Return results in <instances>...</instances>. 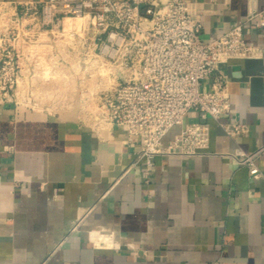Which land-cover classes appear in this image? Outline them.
Here are the masks:
<instances>
[{
    "label": "crops",
    "instance_id": "crops-1",
    "mask_svg": "<svg viewBox=\"0 0 264 264\" xmlns=\"http://www.w3.org/2000/svg\"><path fill=\"white\" fill-rule=\"evenodd\" d=\"M189 1L205 39L243 22L255 46L220 62L230 91L220 120L246 131L230 136L209 117L207 148L158 154L148 172L140 137L89 121L79 96L63 105L0 103V264H264V26L249 18L264 11V0ZM76 18L58 24L79 33ZM46 58L49 75L81 74L75 63L64 64L74 56ZM199 119L191 110L185 123ZM239 150L257 153L261 175L239 163Z\"/></svg>",
    "mask_w": 264,
    "mask_h": 264
},
{
    "label": "built area",
    "instance_id": "built-area-1",
    "mask_svg": "<svg viewBox=\"0 0 264 264\" xmlns=\"http://www.w3.org/2000/svg\"><path fill=\"white\" fill-rule=\"evenodd\" d=\"M58 3L65 5V13L90 17L82 33L71 35H77L79 46H89L85 61H101L111 70V83L96 97L95 125L122 126L130 139L140 137L138 156L148 172L158 154H194L207 148L209 117L230 136L246 131L244 124L220 120L230 106L222 57L255 51L244 37L243 22L205 39L189 0H47L43 4L49 16ZM254 16L257 26H264V11L252 12L249 18ZM17 62L13 51L0 46V103L18 99ZM210 75V89L202 88ZM191 110L200 119L185 123ZM175 126H181L180 131L164 144ZM256 154L239 150L235 156L257 177L261 171Z\"/></svg>",
    "mask_w": 264,
    "mask_h": 264
},
{
    "label": "rangeland",
    "instance_id": "rangeland-1",
    "mask_svg": "<svg viewBox=\"0 0 264 264\" xmlns=\"http://www.w3.org/2000/svg\"><path fill=\"white\" fill-rule=\"evenodd\" d=\"M64 9L65 5L58 3L52 9L57 10L55 14L49 16L44 4L40 6L0 3V46L6 51H13L18 61V99L36 103L49 101L63 105L74 96H79L82 98L84 116L95 124L98 112L96 97L111 83V70L101 61H85L86 49L89 46H79L77 35H71L73 30L64 29L63 24L58 23L64 16H78L75 23L79 33H82L81 28L86 19L61 11ZM48 52L52 56H74L76 61L66 60L64 64L75 63L81 70L79 77L45 73ZM54 64L58 67L60 63ZM54 69L56 70V67Z\"/></svg>",
    "mask_w": 264,
    "mask_h": 264
},
{
    "label": "bare ground",
    "instance_id": "bare-ground-1",
    "mask_svg": "<svg viewBox=\"0 0 264 264\" xmlns=\"http://www.w3.org/2000/svg\"><path fill=\"white\" fill-rule=\"evenodd\" d=\"M106 70V69H105Z\"/></svg>",
    "mask_w": 264,
    "mask_h": 264
}]
</instances>
